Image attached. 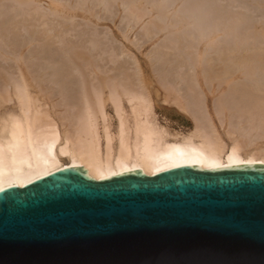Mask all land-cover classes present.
<instances>
[{"label":"rangeland","instance_id":"obj_1","mask_svg":"<svg viewBox=\"0 0 264 264\" xmlns=\"http://www.w3.org/2000/svg\"><path fill=\"white\" fill-rule=\"evenodd\" d=\"M0 17V92L5 83L12 84L18 78L30 80L33 93L42 95L38 96L50 106L53 116L60 119L65 117V112L78 115V109L84 105L83 93L92 96L95 88L105 95L108 84L116 85L120 79L129 78L135 83L139 77L150 93L155 122L171 134L186 135L194 122L178 107L177 99L181 95L194 97L192 74L197 66L209 64L219 69L224 59L231 68L240 59L241 65L246 67L249 60L251 69L255 61L264 63V0H30L25 4L0 0ZM10 31L18 33L13 35ZM239 68L234 65L231 73L225 74L227 80L223 77L217 81L211 77L204 84L199 79L196 92L201 97H195L203 105L197 110L205 108L202 111L225 143L239 134L244 144L251 143L246 150L259 149L264 153V127L247 132L251 126L255 127L251 122H259L257 110L245 105L240 98L238 102L243 104L236 111L230 93L233 86L241 85L245 93L261 97L263 110L264 90L256 94L254 88L259 83L248 84L249 76H239L236 72ZM163 71L165 85L156 75ZM170 91H174L175 96L172 92L170 95ZM224 103L228 106V115L218 117L215 109L223 107ZM104 112L113 129L115 119L108 102Z\"/></svg>","mask_w":264,"mask_h":264},{"label":"water","instance_id":"obj_2","mask_svg":"<svg viewBox=\"0 0 264 264\" xmlns=\"http://www.w3.org/2000/svg\"><path fill=\"white\" fill-rule=\"evenodd\" d=\"M0 264H264V165L74 167L7 188Z\"/></svg>","mask_w":264,"mask_h":264},{"label":"bare ground","instance_id":"obj_3","mask_svg":"<svg viewBox=\"0 0 264 264\" xmlns=\"http://www.w3.org/2000/svg\"><path fill=\"white\" fill-rule=\"evenodd\" d=\"M16 1L17 3L20 1L21 4H25L30 0ZM60 9L62 10L64 8ZM31 18L33 19V17ZM223 20H225V18ZM32 21L30 22L32 23ZM226 21L227 20H225V22ZM240 27L242 29V26ZM11 32L12 31H10V33ZM15 33L17 34L18 32ZM15 33H13V35H16ZM215 34L217 33L215 32ZM262 34L264 35V32ZM260 37L262 38V36ZM9 44L11 45V43ZM44 47L46 46L44 45ZM237 49L236 51H238ZM230 59L232 60V58ZM247 62L248 64L246 63V65L251 67L252 64L250 65L249 60ZM242 63L244 64V61ZM257 63L258 65H256ZM221 65L222 67L219 69H216L209 64H205L204 67L200 64L201 68L199 66H197L198 68L196 69L194 68L195 71H193L194 75L192 74V76H194L195 80L191 87L195 90V92L193 91L194 97L181 95L177 99L178 107L194 122L192 130H190L186 135L181 133L171 134L168 130L155 122L150 93H147V89L145 88L143 81L140 80L138 76L135 83H133L132 80L130 81L131 78H129L124 80L120 79L116 85L108 84L105 87L107 88V94L105 95L102 94L101 91L98 92L95 88L92 89V96H90V93L88 94L90 98L87 97L88 95L86 92L83 93L82 97L84 99V105H82L79 109L77 108L78 115H70L65 112V117L63 116L64 118L62 119L58 117L55 118L53 116V111L50 109V106L42 100V95L38 94L41 96L39 97L37 94L35 95L33 93L34 91L33 86L30 83L31 81L29 80V82L28 80L21 78L22 74L20 77L21 79L18 78V81L15 80L17 82L12 84L5 83V88L1 87L2 91L0 92V192L11 187L22 188L57 171L74 167H83L87 171V175L90 178L99 181L134 170H140L148 176H153L158 173L183 166L197 167L201 170H215L236 166L264 165L263 151L261 152L259 149H255L253 151L246 150V146H251V143H248V145L244 144L241 139L243 138L242 135L237 133V138L240 137V139L229 138V142L225 143L223 137L218 135L217 131L213 127V124L202 111L205 108L197 110L198 107L203 105V102L200 105L201 101L199 102L196 98L199 94L196 92V89L199 87L197 84L199 79H201L204 84L205 82H208V79L211 77L212 79L216 78L217 81L224 79L223 77L226 79L225 74L229 75L234 65H238V67H240L239 69H236L238 75L241 74L244 78L249 76V83L248 81L246 83L250 84V82H253L257 83V85L259 83V85L254 88L255 93L257 94V92L264 90V63L262 61H255L253 63L254 66H252L251 69L249 66H247V68L245 65H241L240 59L234 62L231 68L226 66V61L224 59ZM156 75L158 76V81L165 85L166 82L162 83V81H165V79H162L164 71L158 73L156 72ZM186 81L187 80L184 82ZM85 87L86 85H84V89ZM171 92L172 91H170V95ZM230 93L235 110L243 104L238 102L240 98L245 105L247 104L251 106V109L254 108L257 110L256 113L258 115L257 117H259L257 118L259 122H251L255 125V127L251 126L248 128L247 132H256V130L263 128L264 109H261V102L259 101L261 97L259 98L256 95L245 93L244 89L241 90V85L233 86ZM46 94H48V92ZM106 102L110 104L113 112V118L115 119V127L113 129L108 124V117L104 112ZM224 105L225 103L222 105L223 107L215 109L216 111L214 110L218 117L221 115L224 116V114L228 115V106ZM54 112L56 113V111ZM57 113H59V111ZM243 133L245 132L243 131ZM62 161L66 162L62 163Z\"/></svg>","mask_w":264,"mask_h":264}]
</instances>
